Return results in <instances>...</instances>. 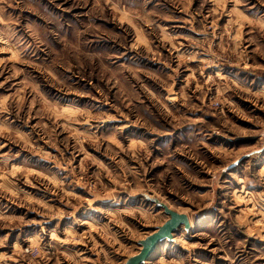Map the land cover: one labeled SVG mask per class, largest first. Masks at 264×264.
I'll return each instance as SVG.
<instances>
[{"label": "rangeland", "instance_id": "1", "mask_svg": "<svg viewBox=\"0 0 264 264\" xmlns=\"http://www.w3.org/2000/svg\"><path fill=\"white\" fill-rule=\"evenodd\" d=\"M264 264V0H0V264Z\"/></svg>", "mask_w": 264, "mask_h": 264}, {"label": "water", "instance_id": "2", "mask_svg": "<svg viewBox=\"0 0 264 264\" xmlns=\"http://www.w3.org/2000/svg\"><path fill=\"white\" fill-rule=\"evenodd\" d=\"M157 206L162 209L168 219L153 231V233L138 242L140 250L136 255L129 257L124 264H142L146 262L160 242L166 240L170 241L174 232L180 227H182L184 231H189L191 228L190 221L186 215L174 212L165 204L159 202Z\"/></svg>", "mask_w": 264, "mask_h": 264}, {"label": "bare ground", "instance_id": "3", "mask_svg": "<svg viewBox=\"0 0 264 264\" xmlns=\"http://www.w3.org/2000/svg\"><path fill=\"white\" fill-rule=\"evenodd\" d=\"M153 233V232H152ZM151 234V233H150ZM140 250V249H139Z\"/></svg>", "mask_w": 264, "mask_h": 264}]
</instances>
